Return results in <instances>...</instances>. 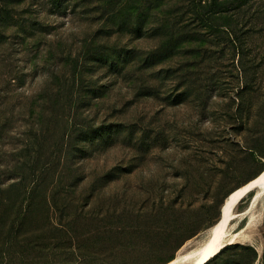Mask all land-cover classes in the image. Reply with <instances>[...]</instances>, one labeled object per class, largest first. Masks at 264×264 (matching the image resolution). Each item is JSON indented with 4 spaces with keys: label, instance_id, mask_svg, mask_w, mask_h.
<instances>
[{
    "label": "rangeland",
    "instance_id": "rangeland-1",
    "mask_svg": "<svg viewBox=\"0 0 264 264\" xmlns=\"http://www.w3.org/2000/svg\"><path fill=\"white\" fill-rule=\"evenodd\" d=\"M263 168L264 0H0V252L165 264ZM248 194L244 240L206 264H264V195ZM46 204L49 224L21 223ZM49 227L80 235L37 237Z\"/></svg>",
    "mask_w": 264,
    "mask_h": 264
},
{
    "label": "bare ground",
    "instance_id": "bare-ground-1",
    "mask_svg": "<svg viewBox=\"0 0 264 264\" xmlns=\"http://www.w3.org/2000/svg\"><path fill=\"white\" fill-rule=\"evenodd\" d=\"M249 193V194H248ZM249 195L253 203L264 195V168L252 179L231 190L223 200L219 219L207 228L206 236L180 249L165 264H206L226 245L244 240L242 232H232L238 203ZM249 201V203H250Z\"/></svg>",
    "mask_w": 264,
    "mask_h": 264
},
{
    "label": "trees",
    "instance_id": "trees-1",
    "mask_svg": "<svg viewBox=\"0 0 264 264\" xmlns=\"http://www.w3.org/2000/svg\"><path fill=\"white\" fill-rule=\"evenodd\" d=\"M245 146H246V148L253 149L252 147H249L250 146L249 143H246ZM47 170L48 169L44 170L45 171L44 174L47 173ZM75 174H76V171L74 170L73 175H75ZM110 175L111 174L109 172L108 173L102 172V173H100V175H98L99 176L98 179H106V178L110 177ZM59 176L62 177V174ZM255 176H253V177H255ZM22 177L23 176H21L20 181L15 182L13 184H10L9 191H19V189H21L20 187L23 186V184H24L23 183L24 181L22 180L24 178H22ZM46 205H47V207L45 208V212L42 214V218H41V216H38L36 214L33 215L31 212H28L27 214L23 213V214H21V217L19 218L21 220V223L25 224V222H26V223L30 224L33 220H35V221L40 220L41 221L44 219V221L46 223L48 222V224H49L51 222L50 213L52 210V208H51L52 205H49V204H46ZM35 233L37 234L38 238H40V237L44 238V236H46V235H51L50 238L65 236L67 239L73 240V238L76 237L75 234H73V233L77 234L78 232H71V230L67 229V228L57 229V228L49 227L44 232H35ZM78 235H80V234L78 233ZM31 237H33V236H31ZM84 251H86L87 256H89L90 251L101 252V253L102 252H110L113 254L116 253V250H113V249H103V248H95V247H90V246L73 245V244H70V245H61V244L51 245L50 244V245H43V246H26L25 248H22V249H19L18 247L17 248L13 247V248H10L8 250L1 251L0 252V259H5L12 264H52L54 262H61L64 264H72L75 261L76 257L80 258V257L85 256ZM38 255H40V257L45 256L46 259H48V260H41V261L35 260L34 258L38 257ZM63 257H65V258H63ZM58 258L61 261H56V259H58Z\"/></svg>",
    "mask_w": 264,
    "mask_h": 264
}]
</instances>
